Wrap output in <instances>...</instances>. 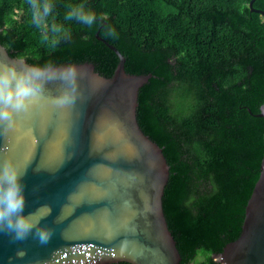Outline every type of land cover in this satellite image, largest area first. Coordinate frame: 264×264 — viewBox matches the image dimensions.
Instances as JSON below:
<instances>
[{
	"label": "trees",
	"instance_id": "trees-1",
	"mask_svg": "<svg viewBox=\"0 0 264 264\" xmlns=\"http://www.w3.org/2000/svg\"><path fill=\"white\" fill-rule=\"evenodd\" d=\"M251 2L48 0L42 32L28 0H0V45L12 57L50 67L91 63L111 78L120 61L108 43L126 73L152 76L137 119L170 167L163 209L180 264H219L240 238L261 175L264 16ZM79 8L96 23L69 19ZM253 9L264 12V0Z\"/></svg>",
	"mask_w": 264,
	"mask_h": 264
},
{
	"label": "water",
	"instance_id": "water-1",
	"mask_svg": "<svg viewBox=\"0 0 264 264\" xmlns=\"http://www.w3.org/2000/svg\"><path fill=\"white\" fill-rule=\"evenodd\" d=\"M252 12L264 16V12ZM97 39H103L97 34ZM106 43V42H105ZM111 78L94 64L50 67L40 93L0 127V160L24 171L25 212L51 230L15 240L0 232V264H180L163 209L170 167L141 129L140 89L151 75H130L125 58ZM0 61H15L0 45ZM258 117L264 118V105ZM219 264H264V158L240 238Z\"/></svg>",
	"mask_w": 264,
	"mask_h": 264
},
{
	"label": "clouds",
	"instance_id": "clouds-1",
	"mask_svg": "<svg viewBox=\"0 0 264 264\" xmlns=\"http://www.w3.org/2000/svg\"><path fill=\"white\" fill-rule=\"evenodd\" d=\"M32 23L47 28L52 5L48 0H28ZM69 19L91 26L97 17L90 10L79 8L69 13ZM44 38H47L46 36ZM49 65H21L0 61V127L11 128L16 113L24 110L40 93ZM24 171L11 159L0 160V232L11 234L15 240L29 235L46 242L51 230L40 221L37 211L25 212Z\"/></svg>",
	"mask_w": 264,
	"mask_h": 264
},
{
	"label": "rangeland",
	"instance_id": "rangeland-1",
	"mask_svg": "<svg viewBox=\"0 0 264 264\" xmlns=\"http://www.w3.org/2000/svg\"><path fill=\"white\" fill-rule=\"evenodd\" d=\"M198 261H199V262L203 261V258L199 257V258H198Z\"/></svg>",
	"mask_w": 264,
	"mask_h": 264
}]
</instances>
